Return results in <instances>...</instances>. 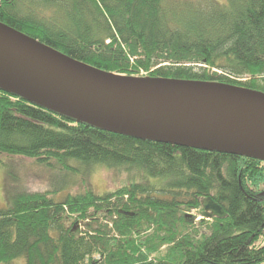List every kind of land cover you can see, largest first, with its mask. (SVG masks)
Segmentation results:
<instances>
[{"label":"trees","instance_id":"obj_1","mask_svg":"<svg viewBox=\"0 0 264 264\" xmlns=\"http://www.w3.org/2000/svg\"><path fill=\"white\" fill-rule=\"evenodd\" d=\"M70 1L0 0V22L103 72L264 93V0ZM49 6L54 16L66 9L67 29L50 23ZM3 157L59 173L73 171L76 160L84 174L100 165L126 181L58 199L52 182L46 190L22 186L0 207V264L264 262V160L257 157L128 134L0 86V166ZM204 197L226 214L213 217L208 232L188 215L202 211Z\"/></svg>","mask_w":264,"mask_h":264},{"label":"water","instance_id":"obj_2","mask_svg":"<svg viewBox=\"0 0 264 264\" xmlns=\"http://www.w3.org/2000/svg\"><path fill=\"white\" fill-rule=\"evenodd\" d=\"M0 75L39 104L139 137L264 160V93L103 72L0 22ZM204 215L224 218L211 197Z\"/></svg>","mask_w":264,"mask_h":264},{"label":"rangeland","instance_id":"obj_3","mask_svg":"<svg viewBox=\"0 0 264 264\" xmlns=\"http://www.w3.org/2000/svg\"><path fill=\"white\" fill-rule=\"evenodd\" d=\"M216 1L221 3L225 0ZM64 2L67 4L71 3L70 0H64ZM50 7L46 8L50 23H55L53 26L67 29L65 24L70 22L65 13L66 9H58L59 12L55 13L54 16V9ZM3 159L6 161V165L0 166V207L8 206L15 193L22 186L28 190H46V187L52 182L57 187V190L52 195L55 199H58L66 193H77L89 187L96 192L111 190L126 181L125 173L115 172L100 165H92L86 168L84 174L85 166L76 160L69 161V164L75 168L73 171L59 173L58 171L36 165L29 159L18 157H9L8 159L3 157ZM7 160L9 163H7ZM7 175H10V181H8ZM12 176H14L13 179ZM146 179L151 180L149 177ZM199 215H201L199 211L192 209L189 211V217L195 227H200V231L208 232V224L211 218L201 220L200 217L199 220L204 222L200 225L198 223L199 220H195ZM259 242H261L260 239L255 241V243ZM16 262L23 264L22 260H17ZM261 264H264V262Z\"/></svg>","mask_w":264,"mask_h":264},{"label":"bare ground","instance_id":"obj_4","mask_svg":"<svg viewBox=\"0 0 264 264\" xmlns=\"http://www.w3.org/2000/svg\"><path fill=\"white\" fill-rule=\"evenodd\" d=\"M0 84L3 85V86H5V87H7V88H9V89H11V90L21 91V89H18V87L14 86L10 81H8L7 79H5L1 75H0ZM216 219H217V217H216ZM218 219H221V218H218Z\"/></svg>","mask_w":264,"mask_h":264}]
</instances>
